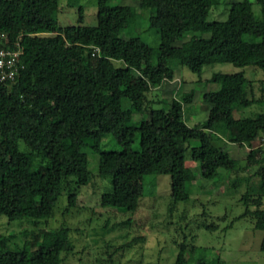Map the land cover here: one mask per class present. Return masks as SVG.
<instances>
[{
    "label": "trees",
    "instance_id": "obj_1",
    "mask_svg": "<svg viewBox=\"0 0 264 264\" xmlns=\"http://www.w3.org/2000/svg\"><path fill=\"white\" fill-rule=\"evenodd\" d=\"M59 1L0 0V31L24 49L18 80L0 83V216L39 227L63 194L75 207L79 189L93 178L87 151L100 156L99 175L111 179V190L101 196L104 208L136 212L151 176L170 177L175 203L189 202L192 182L200 178L214 188L229 180L237 189L242 179L231 176L241 172V161L225 148L229 144L248 149L242 170L254 173L243 179L242 217L264 230V156L258 147L264 113L235 117L238 109L263 104L264 94L256 98L243 72L214 74L207 84L219 89L203 95L209 110L203 126L186 120L195 91L150 97L176 80L177 66L200 76L212 64L255 67L264 82V0L233 2L226 21L209 20L220 0H134L136 6L97 0L96 26L65 27L58 20ZM79 13L82 22L84 10ZM146 23L159 32L162 51L180 50L179 60L142 57L149 46L138 29ZM107 136L121 149L104 150ZM195 141L199 145L192 147ZM189 149L199 174L186 166ZM256 177L261 181L252 194L249 182ZM25 236L24 245L13 248V236L0 235V264H63L73 251L69 241L59 246L56 230ZM186 251L181 244L173 264H188Z\"/></svg>",
    "mask_w": 264,
    "mask_h": 264
},
{
    "label": "rangeland",
    "instance_id": "obj_2",
    "mask_svg": "<svg viewBox=\"0 0 264 264\" xmlns=\"http://www.w3.org/2000/svg\"><path fill=\"white\" fill-rule=\"evenodd\" d=\"M242 0H220V5L210 14L211 21H226L231 4ZM58 20L61 26H96L97 0H60ZM113 4L135 5L134 0L115 1ZM84 10V20H80V9ZM253 11L258 20L262 19L261 7L254 3ZM149 49L142 52L143 58L157 60L160 57L180 59L181 52L174 49L164 52L160 47L161 38L156 29H149L148 23L138 29ZM190 36V35H188ZM205 37H208L205 35ZM176 61L172 65L176 66ZM122 65V64H120ZM177 78L168 83L165 91H154L150 95L156 101L169 99L178 92L195 91L193 102L188 107L186 120L190 126L205 125L209 110L203 103L206 92L216 91L219 86L207 84L214 74H235L243 72L253 82L254 94L262 99L264 86L263 72L255 67L239 68L232 64H212L205 66L202 75L186 67H176ZM264 113V103L250 108L238 109V119L254 118ZM259 142V141H257ZM256 142V143H257ZM258 146L264 156V141ZM199 142L192 143V147ZM139 146L138 142L135 148ZM233 157L241 161V172L232 179H242V187L235 189L232 181H222L218 188L213 182L202 178L192 182L193 194L189 202L175 203L171 198L169 176H151L146 180V194L140 207L134 213L123 212L101 205L103 193L111 190L110 177L99 175L98 154L87 151L89 169L93 175L88 186L79 189L76 206L69 207L68 197L63 194L52 218L39 227L27 221H10L0 216V235L11 237L9 245L22 247L25 233L41 229L56 230L61 234L59 246L67 241L73 251L63 264H173L186 244L188 264H264V230H256L251 217H242L245 206L240 202L247 189L246 180L253 169L243 171L247 147L226 145ZM104 150H120L112 136L103 141ZM186 166L199 174V165L191 157V149L186 153ZM260 178L250 183L252 194H256ZM232 183V184H231ZM247 183V184H246ZM208 185L207 188H202ZM264 207V204H263Z\"/></svg>",
    "mask_w": 264,
    "mask_h": 264
},
{
    "label": "built area",
    "instance_id": "obj_3",
    "mask_svg": "<svg viewBox=\"0 0 264 264\" xmlns=\"http://www.w3.org/2000/svg\"><path fill=\"white\" fill-rule=\"evenodd\" d=\"M24 49L20 40L11 42L7 35L0 31V83H14L24 69L22 57Z\"/></svg>",
    "mask_w": 264,
    "mask_h": 264
}]
</instances>
